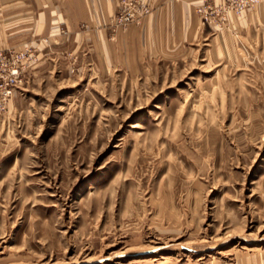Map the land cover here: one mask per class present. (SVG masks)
<instances>
[{
    "label": "rangeland",
    "instance_id": "374dc122",
    "mask_svg": "<svg viewBox=\"0 0 264 264\" xmlns=\"http://www.w3.org/2000/svg\"><path fill=\"white\" fill-rule=\"evenodd\" d=\"M34 1L0 0V29ZM111 4L106 56L21 49L0 264H264V0Z\"/></svg>",
    "mask_w": 264,
    "mask_h": 264
},
{
    "label": "crops",
    "instance_id": "0c3cea01",
    "mask_svg": "<svg viewBox=\"0 0 264 264\" xmlns=\"http://www.w3.org/2000/svg\"><path fill=\"white\" fill-rule=\"evenodd\" d=\"M112 11L111 0H35L32 7L11 15L16 19L13 23L20 24L17 28L10 32L0 29V45L21 50L23 46L33 43L34 40L30 37L39 32L51 38V51L56 50V47L72 51L82 50L89 60L94 55L101 58L106 56L108 48L106 26ZM27 21L32 24H26ZM22 24L26 27H21ZM59 25L67 26L66 36L59 35ZM81 25L88 28L77 30V26ZM92 25L96 29H92ZM36 41H39L36 45L41 44L40 38ZM50 50L43 45L41 51L48 55Z\"/></svg>",
    "mask_w": 264,
    "mask_h": 264
},
{
    "label": "built area",
    "instance_id": "2783aa9c",
    "mask_svg": "<svg viewBox=\"0 0 264 264\" xmlns=\"http://www.w3.org/2000/svg\"><path fill=\"white\" fill-rule=\"evenodd\" d=\"M36 56L29 49L13 50L0 45V103L4 104L19 88L24 71Z\"/></svg>",
    "mask_w": 264,
    "mask_h": 264
}]
</instances>
